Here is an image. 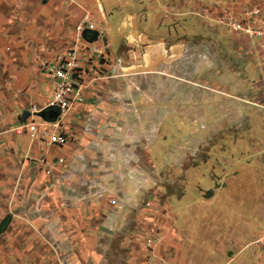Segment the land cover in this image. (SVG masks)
<instances>
[{
    "label": "crops",
    "instance_id": "obj_1",
    "mask_svg": "<svg viewBox=\"0 0 264 264\" xmlns=\"http://www.w3.org/2000/svg\"><path fill=\"white\" fill-rule=\"evenodd\" d=\"M74 2L93 11L112 46L110 60L84 52L86 43H93L78 38L76 27L82 13L68 0H0V225L11 217L0 235V264H149L146 243H134L128 235L131 221L136 229L146 228L143 215L132 219L128 211L130 206L137 207L136 196L144 183L131 176L130 170L115 171L114 133H100L96 128L99 118L110 124L114 115L100 99L122 78L146 76L147 70L163 60L162 44L139 34L146 26L152 28L157 17L187 23L205 8L249 12L264 8V0ZM160 26L156 25L151 39H157ZM231 36L238 46L255 54L252 39ZM130 47H141L145 53L131 55ZM72 48L80 51L86 72L87 103L64 123L67 146L34 142L25 130L31 121L29 109L52 96L40 65L56 61ZM173 48L174 55L181 51L179 45ZM119 53L122 56H116ZM111 198L118 201L117 207L111 206ZM161 232L162 241L155 249L157 263L192 264L179 236ZM254 243L215 253L221 264H264V247Z\"/></svg>",
    "mask_w": 264,
    "mask_h": 264
},
{
    "label": "rangeland",
    "instance_id": "obj_2",
    "mask_svg": "<svg viewBox=\"0 0 264 264\" xmlns=\"http://www.w3.org/2000/svg\"><path fill=\"white\" fill-rule=\"evenodd\" d=\"M157 19L139 34L162 44L163 60L146 76L110 86L100 100L114 118H99L96 128L114 133L115 171L130 170L144 183L128 211L132 219L143 215L146 228L131 221L132 241L145 246L157 231L158 247L161 231H172L192 264H221L220 250L249 246L264 231V70L202 14L187 23Z\"/></svg>",
    "mask_w": 264,
    "mask_h": 264
},
{
    "label": "built area",
    "instance_id": "obj_3",
    "mask_svg": "<svg viewBox=\"0 0 264 264\" xmlns=\"http://www.w3.org/2000/svg\"><path fill=\"white\" fill-rule=\"evenodd\" d=\"M71 5H77L82 13L81 20L76 27L79 39H83L86 32L97 33L98 38L93 44L86 43L84 52H90L104 61L111 59L112 46L105 33L99 28L92 10L83 3H75L68 0ZM202 18L207 23L228 32L233 36H246L255 42V54L264 70V8L255 7L249 12H239L232 7L216 9H204ZM41 71L46 75L52 96L41 104L30 107L31 121L25 130L34 142L48 146L65 147L69 144V138L64 127L66 119L77 107L87 102L88 85L86 84V72L80 58V51L76 48L68 50L52 63H42ZM56 109L60 115L56 122L49 123L40 115L49 110ZM20 134V132H19ZM111 206L117 207L118 201L112 199ZM149 237L146 243L147 259L150 263L159 264L156 261L155 249L159 232L147 233ZM255 246L264 247V231L261 237L254 243Z\"/></svg>",
    "mask_w": 264,
    "mask_h": 264
},
{
    "label": "water",
    "instance_id": "obj_4",
    "mask_svg": "<svg viewBox=\"0 0 264 264\" xmlns=\"http://www.w3.org/2000/svg\"><path fill=\"white\" fill-rule=\"evenodd\" d=\"M83 38L87 40L90 43H94L96 39L98 38L97 33H91V32H86L83 34ZM60 115V111L56 109L49 110L45 113H42L40 117H42L44 120H46L49 123H54L57 121L58 117ZM29 116V115H27Z\"/></svg>",
    "mask_w": 264,
    "mask_h": 264
},
{
    "label": "trees",
    "instance_id": "obj_5",
    "mask_svg": "<svg viewBox=\"0 0 264 264\" xmlns=\"http://www.w3.org/2000/svg\"><path fill=\"white\" fill-rule=\"evenodd\" d=\"M10 221H11V217H7L0 225V235L2 233H4L7 229V227L9 226L10 224Z\"/></svg>",
    "mask_w": 264,
    "mask_h": 264
}]
</instances>
